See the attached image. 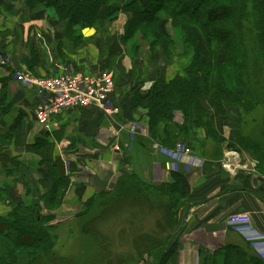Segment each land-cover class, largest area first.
I'll return each instance as SVG.
<instances>
[{
  "label": "crops",
  "instance_id": "obj_1",
  "mask_svg": "<svg viewBox=\"0 0 264 264\" xmlns=\"http://www.w3.org/2000/svg\"><path fill=\"white\" fill-rule=\"evenodd\" d=\"M126 16L120 10L114 20L81 30L82 40L78 43L71 42L74 32H67L53 10L43 4L0 0V58L4 61L0 62V215L11 212L17 204L39 205L41 213L47 211L42 198L50 194L60 175L66 189L55 214L75 213L83 203L81 199L109 191L120 174L159 185L173 184L172 174L177 173L183 177L185 197L178 211L179 247L173 264H200L203 251L208 252L211 261L223 258L220 251L226 246L248 247L252 256L264 261V162L243 156L239 111L227 106L225 114L217 115L201 100L200 105L214 117L217 139L203 127L194 126L191 154L181 161L154 151L153 143H159L144 133L131 134L125 129V121L139 127L146 124V98L132 113L128 111L126 120L124 116L118 115L116 121L94 109L77 108L53 118L49 131L36 124L38 97L33 89L15 80L16 72L53 77L66 72L109 71L116 79L112 100L118 107L133 101L137 94L142 96L157 80L168 83L183 74L188 65L180 63L182 59L173 62L160 48L151 52L146 47L145 57H140L139 50H127L123 37L130 18ZM169 26H163L164 32L173 40L175 35L181 39L180 31L173 29L170 33ZM178 115L174 121L181 124ZM258 115L264 129V111L256 112L254 117ZM251 117L245 119L248 129H242L243 137L256 122ZM74 150L84 151V156L76 154L69 173L63 170V153ZM240 213L250 219L241 229L229 221L231 215ZM73 219L56 230L72 225ZM70 233L76 236L72 227ZM247 237L262 242L252 243Z\"/></svg>",
  "mask_w": 264,
  "mask_h": 264
},
{
  "label": "trees",
  "instance_id": "obj_2",
  "mask_svg": "<svg viewBox=\"0 0 264 264\" xmlns=\"http://www.w3.org/2000/svg\"><path fill=\"white\" fill-rule=\"evenodd\" d=\"M29 2L43 4L53 10L59 23L64 25V29L67 32H74L73 40H79L78 43L80 38H77L81 30L97 26L103 20L112 21L118 17L120 10H123L113 5L114 0H29ZM124 10L125 13L132 15L125 26L124 43L133 36L139 25L150 26L149 51L153 52L154 49L160 48L168 58L169 52L175 51V48L169 44L171 40L165 39L162 33H165L163 26L170 20L181 32L182 53L192 51L193 56V60L182 75L176 76L168 83L157 80L142 96L135 95L136 98L132 102H136L137 106L143 98L148 99L149 105L145 113L147 136L168 149L180 144L190 150L193 133L190 135L188 130L191 131L194 126L203 127L207 134L217 139L214 117L200 105L202 100L217 115L225 114L227 106L239 111L237 121L240 145L246 151L248 146L260 144L261 156H256V159L264 162V142H257L254 138V126L249 130V134L245 130V136H242V129L247 126L245 119L251 117L254 111L250 108L245 110L241 104V100L247 97L245 79L249 67L246 61L247 46L243 28L252 20L255 22L257 26L255 31L257 35L253 32L255 46L264 58V0H133L124 7ZM164 39L167 41L165 45ZM139 48L136 50L142 49ZM110 100L113 102L112 95ZM175 112L182 114L183 120L180 125L175 124ZM179 139H182L185 145L177 143ZM257 167L261 169L259 164ZM56 176L58 179L59 171H56ZM172 176L173 184L149 185L135 176L120 174L109 191L102 190L84 200L80 205L82 210L75 214L74 219L84 232L86 219L87 224L92 223L91 225L96 227L103 222L105 216L106 218L111 216L108 219L113 220L117 218V213H121L117 218L123 216L121 233L134 231L136 228L134 243L138 247L142 245L137 254L141 264H173L179 247L178 211L183 204L185 189L182 175L173 173ZM61 177L62 175L58 183L53 185L50 194L42 198L45 209L49 207V210H54V204L59 206L66 189L65 180ZM151 194H155L161 200L163 208L160 212L154 206L155 210H151V214H146L145 210L152 208ZM48 209L47 215H43L39 205L17 204L11 212L0 215V264L54 263L57 259L54 258L53 252L56 238L53 234L55 227L51 222L56 215L48 212ZM112 211L113 214L116 213L115 216L110 214ZM95 212L99 215L92 219L91 214ZM145 214L146 217L151 215L153 221L155 215L159 216L156 226H159L160 232H152L150 228L143 227V224L140 227L134 225L144 221ZM146 230L149 232L146 233ZM111 241L114 239L109 240L110 246L113 244ZM101 246L97 245L96 248L99 253ZM220 252L224 253V257L220 259L215 257L211 261L208 252L203 251L200 264H264L263 260L252 256L248 247L241 249L226 246ZM116 256L119 257L115 255L113 258ZM132 257V254H125L122 259H117L116 263H113L111 257L105 258L100 264H130Z\"/></svg>",
  "mask_w": 264,
  "mask_h": 264
},
{
  "label": "rangeland",
  "instance_id": "obj_3",
  "mask_svg": "<svg viewBox=\"0 0 264 264\" xmlns=\"http://www.w3.org/2000/svg\"><path fill=\"white\" fill-rule=\"evenodd\" d=\"M133 0H126L125 2H121V3H125L122 6H120L121 3L117 4H113L114 6L117 7H121L124 10V7L129 4L130 2H132ZM29 2V0H28ZM30 5H38L39 3L36 2H29ZM120 9V8H119ZM125 11V10H124ZM56 16V15H55ZM126 17H132V15L130 16L127 13ZM167 21V25L170 26L168 27L169 32H173V29H177L178 31L179 28L175 27V25L173 24V22ZM94 27V26H93ZM90 28V27H89ZM92 28V27H91ZM257 29V26L255 24V22H253V20L250 22L249 25L245 26L243 28V30L245 31V33L243 34L245 37V45L247 46V52H246V61L249 64L248 67V71H247V77L245 79V83H246V94L247 97L244 98V102L241 100V104H242V108L244 107L245 110H248L247 108H250L252 111H254V114H252V117L254 118L253 121H256L254 124L252 125V127L254 126V138L257 140V142L262 141L264 142V129H262L259 125V120H263L259 117V115L257 117H254L255 113H259V111H264V58L261 56L260 52L257 50L256 46H255V42H254V33ZM150 26L146 27L145 25H139V27H136V29L134 30L133 36H131L127 42H125L124 44L126 45V48L129 52L136 50L137 48L141 47L142 49L139 50L141 56L145 57V54L147 53V49L146 47L149 46L150 43ZM177 31V32H178ZM153 32V30H152ZM162 33V32H161ZM181 33V32H180ZM74 34V33H73ZM255 34L257 35V33L255 32ZM162 35L164 36L165 39H170V43L172 44V47H177V51L171 50V52H169L168 57L171 58V60L173 62L175 61H179L180 59L183 60L184 65H188L190 64V62L193 60V56H192V51L191 53L187 52V54L184 52L182 53V50H180V47H183V42H182V38L180 39V35H175L174 37L176 38V40L172 38V36H168L167 33H162ZM75 36V35H74ZM145 36V37H144ZM170 37V38H169ZM80 38V41L82 40V38L79 37L77 39ZM164 39L163 44H167V41ZM79 42V40H77ZM71 42H74V40L72 39ZM76 43H74L75 45ZM164 44V45H165ZM132 46V47H131ZM171 47V46H169ZM168 51V50H167ZM186 68V67H185ZM48 78V77H46ZM147 91V90H146ZM144 91V92H146ZM140 97V96H138ZM250 101V102H249ZM138 102V101H137ZM113 105H117L115 102H111ZM136 102H128V103H121L118 104L119 105V114L111 116L112 118H114L116 121L117 119L115 117L119 116H124L125 120L127 119L126 114L128 115L129 112H133L136 108L139 107L140 102L138 104V106L135 104ZM238 104V103H237ZM250 104V105H249ZM129 107V108H127ZM129 111V112H128ZM179 113V112H175ZM180 115H178V119H182V114L179 113ZM132 117V116H131ZM251 117V118H252ZM120 118V117H119ZM179 120V121H180ZM183 120V119H182ZM127 122L125 121L124 123V127L126 129L127 126ZM132 122V121H130ZM138 123V121H135ZM134 125L136 123L132 122ZM175 124L180 125L178 122H175ZM38 125V124H37ZM137 125V124H136ZM135 125V126H136ZM138 126V125H137ZM190 127V124L188 125ZM141 128L146 130L147 133V125L142 123L141 124ZM190 135L192 134V132L194 131L191 128V131L188 130ZM188 133V134H189ZM177 143H181L183 145H185V142L182 141V139H179L177 141ZM255 149H254V148ZM252 146H248L246 148L245 154L243 156L248 157V158H256L261 156V150H260V144L254 143V145ZM50 149L48 148V151ZM84 151H78V150H74L72 151V153H63L64 156V160H63V170H66L70 173V168L72 167V162L73 159L76 157V154L78 156H84L83 155ZM264 154V152H263ZM258 168V167H257ZM77 170V169H75ZM263 172V171H262ZM82 176H87V173H83ZM98 191L100 190V188L97 189ZM152 199V208H148V210H145L146 214H151L152 212H150L151 210H155L154 206H156V209L159 210L161 212L163 206L161 205V200L155 195V194H151ZM145 197H147L145 195ZM68 198V197H67ZM64 200V197H61L60 200V204L58 207L61 206L62 202ZM82 201L85 200L81 199ZM149 200V201H150ZM66 201H69V198L66 199ZM151 202V201H150ZM65 203V202H64ZM149 205H147L148 207ZM49 208V207H48ZM47 208V209H48ZM54 210L58 209L57 208V204H54ZM15 209V206L12 207V210ZM54 210H49L51 214H55ZM82 208L80 207L75 213L74 210L70 211L72 213H64V214H55V219L54 221H52L51 223H54V231L53 234L55 235L56 241L54 242V248H53V252L55 254V257H57V259L54 260L53 264H100V261L107 258L110 259L113 258L115 255H119V257L117 258V256L115 258L112 259L113 263H116L117 259H122L123 255H127L132 254V259L130 261V264H139L140 262L138 261V249L141 248V246L138 247V245L136 246V244L134 243V239H136L135 235H136V228L134 231H126V233H121V222H123V216L122 218L120 217L119 219H117L119 216H121V213H114L117 215L116 219L110 220L108 218H106L103 220V222H101L99 224V226L95 225H91V224H87V219L85 220V227H83V231L82 232L80 230V227L77 225V220L73 219V221L71 222L72 225H67V226H63L61 228H59L58 230H56L57 226L61 225L64 221L68 220L69 218H74L75 214L79 211H81ZM116 210V209H114ZM121 211V210H119ZM97 212V211H96ZM93 213L91 214V218L93 219L94 217L97 218V215H99V213ZM47 211H42L43 215H47L46 214ZM112 215L113 211L110 213ZM146 214L144 216V221H142L140 224L137 223H133L135 226H141L142 224L144 225L143 227H147L150 228L149 230L152 232H160V229L156 226V221L159 218L158 215H155L154 217V221L151 218V215H147ZM123 215V214H122ZM115 216V215H114ZM99 217V216H98ZM113 217V216H112ZM125 217V216H124ZM146 217V218H145ZM99 220V218L97 219ZM88 225V226H87ZM70 227L73 228V232L76 233V236L74 234L70 235ZM120 231V233H119ZM146 233L149 232L148 230L145 231ZM113 240L112 242L113 244L110 246L109 245V240ZM101 243V244H98ZM107 244V245H105ZM97 245H102L100 248V253L99 251L96 250ZM114 249V250H111ZM138 262V263H137ZM105 264V263H104ZM141 264V263H140Z\"/></svg>",
  "mask_w": 264,
  "mask_h": 264
},
{
  "label": "built area",
  "instance_id": "obj_4",
  "mask_svg": "<svg viewBox=\"0 0 264 264\" xmlns=\"http://www.w3.org/2000/svg\"><path fill=\"white\" fill-rule=\"evenodd\" d=\"M0 62L4 61L0 58ZM14 78L18 83L33 89L38 97L34 109V119L46 131H49L53 118L69 109H94L107 116L119 114V107L110 100L115 90V78L109 71L98 73L66 72L53 77H35L27 72H16ZM136 125V124H135ZM132 122L126 129L131 134L146 130L135 126ZM152 149L165 158L181 161L191 154L189 148L177 144L173 149L163 148L153 143ZM230 223L240 227L248 225L250 219L247 214H234L229 217ZM252 243L262 242L260 239L248 238Z\"/></svg>",
  "mask_w": 264,
  "mask_h": 264
}]
</instances>
